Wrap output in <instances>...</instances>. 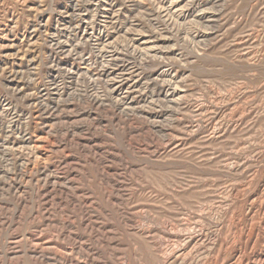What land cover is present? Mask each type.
<instances>
[{"label":"rangeland","instance_id":"374dc122","mask_svg":"<svg viewBox=\"0 0 264 264\" xmlns=\"http://www.w3.org/2000/svg\"><path fill=\"white\" fill-rule=\"evenodd\" d=\"M0 264H264V0H0Z\"/></svg>","mask_w":264,"mask_h":264},{"label":"bare ground","instance_id":"6f19581e","mask_svg":"<svg viewBox=\"0 0 264 264\" xmlns=\"http://www.w3.org/2000/svg\"><path fill=\"white\" fill-rule=\"evenodd\" d=\"M162 5H163V4H162ZM94 15H95V14H94ZM94 15H93V16H94ZM178 16H179V15H178ZM94 17H95V16H94ZM179 17H180V16H179ZM172 18L174 19V17H172ZM176 18H177V17H176ZM188 18H189V17H188ZM90 19H92V18H90ZM189 19H190V18H189ZM96 20H97V19H96ZM177 20H178V18H177ZM88 21H89V20H88ZM94 22H95V21H94ZM95 24H96V23H95ZM173 24H174V22H173ZM192 25H193V24H192ZM90 27H91V26H90ZM90 27H89V28H90ZM92 27H93V26H92ZM92 27H91V28H92ZM185 27H186V26H185ZM189 27H190V26H189ZM189 27H188V29H189L190 32H191V31H193L192 28L195 27V26H191L190 28H189ZM94 29H95V28H94ZM98 29H99V28H98ZM90 30H91V29H88L87 26H86V28L84 29V32L87 34V33L90 32ZM134 31H136V30H134ZM178 31H179V30H178ZM184 31H185V30H184ZM84 32H83V33H84ZM100 32H101V31H100ZM124 32H125V31H124ZM124 32H123V33H124ZM101 33H102V32H101ZM101 33H99V34H101ZM178 33H179V32H178ZM184 33H185V32H184ZM184 33H183V34H184ZM187 33H188V32H187ZM191 33H192V32H191ZM193 33H194V31H193ZM91 34H92V33H91ZM118 35H119V33H118ZM92 36H93V35H92ZM85 37H86V36H85ZM90 37H91V36H90ZM101 38H102V37H101ZM106 38H107V37H106ZM94 39H95V38H94ZM105 41H106V40H105ZM99 44L101 45V43H99ZM108 44H109V43H108ZM104 45H105V44H104ZM109 45H110V44H109ZM101 46H103V44H102ZM105 47H106V45H105ZM103 48H104V47H103ZM71 52H72V51H71ZM69 53H70V52H69ZM69 73H70V72H69ZM174 95H175V96H180V92H179V93H175ZM117 100H118V98H117Z\"/></svg>","mask_w":264,"mask_h":264}]
</instances>
